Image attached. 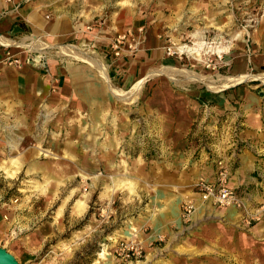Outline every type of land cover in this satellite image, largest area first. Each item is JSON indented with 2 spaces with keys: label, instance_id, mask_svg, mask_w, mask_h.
I'll return each mask as SVG.
<instances>
[{
  "label": "rangeland",
  "instance_id": "rangeland-1",
  "mask_svg": "<svg viewBox=\"0 0 264 264\" xmlns=\"http://www.w3.org/2000/svg\"><path fill=\"white\" fill-rule=\"evenodd\" d=\"M16 2L39 8L47 21L62 16L73 25L80 24L81 30L76 33L75 41H72L74 44L81 42L82 33L94 31L102 34L108 30L111 36L108 38L105 49L107 50L108 46L110 49L115 36L129 32L131 41L136 44V48L131 49L133 53L139 48L140 35L144 37L147 31H154L163 55L174 60V69L187 74H200L214 80L236 75L232 72L235 53L239 47L249 48L251 34L264 17V0H16ZM137 25L141 27L137 28ZM31 34V30L24 33L26 37H32ZM35 35L51 47L45 43L48 34ZM200 39L206 45L214 41L224 44L223 46L230 44V48L221 53H211L205 52L204 46L199 51L200 57L187 52L181 56L166 54L167 47L175 50H179L181 45L192 47L196 46ZM53 46L58 47L62 54L76 58L77 55L83 56L86 59H79L89 64L91 63L88 59L97 58L78 50L73 52L67 45ZM24 47L17 49L24 52L23 54L33 56L38 54V51L33 50L39 49ZM125 47L124 51L127 50ZM26 48L29 50L25 51ZM17 53L18 55L6 52V55L19 58L23 65V60L21 56L19 57L21 52ZM54 54L56 53L52 52V55ZM62 57L66 58L64 55ZM164 67L172 68L163 66L150 74L165 75L154 76L140 88L142 83L140 85L139 83L143 81L141 78L127 93H118L125 98H131L130 102L122 99L124 97L118 100V105L117 100L114 101L115 108L119 110V120L116 118V124H120L118 148L126 160L125 164L120 166L105 164L101 157L95 154L102 151L100 144L85 151L87 154H93L97 161H83L71 165L66 162L59 163L63 151L61 142L68 134L66 129L71 119L68 115H52L47 129L40 128L37 131L40 137H43L39 146L40 157L44 156L42 150L49 152L54 162L48 165L57 169L55 179L52 176L49 178L48 173L43 171L44 168L33 170L32 158L25 155L35 145L30 131L22 135L20 130L13 127L7 133L0 130V216L5 223V228L0 230V247H6L16 253L15 259L18 264H264V229L258 230L261 225L264 227L262 221L264 209L250 207L248 195L240 192L238 188L235 189L242 196L243 205L228 207L236 208L240 214L242 213L241 221L225 222L222 220L223 215L220 216L218 211L228 207L213 205L201 206L189 220H184L181 216V205L187 197L185 196L180 204L181 227L175 228L173 236L155 233L149 235V241L145 242L146 240L142 238L146 235L141 237L140 234L151 231L145 224L133 229L136 230L134 234L145 249L144 258L137 262L120 263L112 255L116 241L131 237L133 234L131 222L140 216L147 203H150L147 188L156 183H158L156 187L160 186V179L150 178L151 174L159 171L161 159L165 156L163 147L157 140L159 136L155 134V129H158L157 121L152 115L160 112L167 115L169 112L172 115V110L180 107L179 103L183 101V97L188 93H194L193 89L214 94L220 91L229 93L227 112H236L234 109L240 107L242 98L239 95L247 91L257 94L260 97V104L264 106V81L259 77L261 72L251 70L250 66L246 73L252 74V77L227 83L221 89L213 88L201 80L187 83L183 79L184 76L181 77L177 73L172 78L163 70ZM166 74L172 80L167 78ZM158 88L163 92L172 93L173 98L168 99L170 108L160 109L159 106L151 104L152 94ZM138 89L139 92L141 90V94L139 96L138 93L139 97L135 100ZM114 97L116 98L115 95L113 99ZM196 102L198 100H194L196 109H201L198 119L200 124L195 122L200 129L199 132L192 125L183 137L184 144L171 147V151L178 149L189 153L191 149L186 144L196 141L201 144L198 149L206 151L210 161L212 160L214 177L219 160L229 166L231 174L233 169L231 160L226 161L227 158L218 156L215 150H218V144H222L228 135L234 142L237 141V146L245 143L239 138L241 125L238 120L242 117H238L227 129L225 120L228 117L227 112L222 110L223 105L219 106L217 102L212 103L209 100L205 106L199 107V102ZM254 104L259 105L256 102ZM40 107L43 110V106ZM207 107L209 110L214 107L215 110L205 114ZM40 117L42 118V115ZM110 118L111 116L108 117ZM61 119L65 120V124H59ZM107 122L102 121L104 125ZM123 122L130 124L125 131L121 129ZM54 123L55 128L52 127ZM54 131L57 133L55 137ZM104 131L100 132L102 135L97 138L96 143L103 138L104 143L111 141L115 132L109 127L104 128ZM93 132L89 126L84 133ZM168 135L179 140L172 131H169ZM87 141L89 140H85ZM83 145L86 146L87 143ZM49 154L45 153L46 156ZM15 158L20 163L17 164ZM197 158L198 156L194 154L193 160ZM62 166L71 168L75 175L65 178L62 185L57 186ZM200 179L209 180L199 178L191 185ZM83 199L86 200V207L84 204L83 208L76 209L77 201H84ZM258 206L264 208V203L261 202ZM73 210L76 214L83 212L81 215H75ZM102 251L108 254L99 258L98 254Z\"/></svg>",
  "mask_w": 264,
  "mask_h": 264
},
{
  "label": "crops",
  "instance_id": "crops-1",
  "mask_svg": "<svg viewBox=\"0 0 264 264\" xmlns=\"http://www.w3.org/2000/svg\"><path fill=\"white\" fill-rule=\"evenodd\" d=\"M59 17L61 18L47 21L41 15L39 8L31 4H21L16 0H0V130L7 133L13 127L20 130L22 135L30 131L35 145L25 155L32 158L33 170L34 168H44L43 171L48 173V177L52 176L54 179L57 169L55 166L48 165L54 162L51 160L50 154L46 156V152L42 150L46 157H40L39 146L43 137H40V133L37 132L40 128L47 129L52 115H68L69 119L71 118L69 127L66 129L68 134L61 142L63 151L62 160H59V163L66 162L71 165L83 161H95L94 155L87 154L85 151L100 144L102 151L95 152V154L101 157L105 164L120 166L125 164L126 160L118 148L120 124H116V118L118 117L119 120V110L115 108L114 101L117 100L118 105V100L124 97L118 93H127L133 84L141 78L143 81L140 88L144 87L146 82L153 79L154 76L165 75V73L150 74L163 66L175 67L174 60L163 55L154 31H147L144 37L140 35L139 42L137 41L139 48L136 52L131 53L126 50L119 57H113L109 46L105 50L108 38L111 36L108 30L102 34L94 31L82 33L80 34L81 42L74 44L72 41H75L76 33L81 30L80 24L73 25L65 17ZM29 30H31V35L36 37L35 34L41 36L43 33L48 34L49 37L44 42L50 44L51 47L44 50H33L38 51L35 56L23 54L24 52L22 53L17 48H25L21 45V41H32L31 37L24 35ZM250 38L249 48L239 47L235 53L232 65L233 74L246 73L249 66L251 70L264 73V17L258 22ZM57 44L67 45L73 52L78 50L88 56H96V59L104 65V70L106 69V78L88 62L72 55L62 54L58 47L53 46ZM28 50L26 48L25 51ZM17 51L21 52L19 57L21 56L23 60L21 68L5 64L3 59L6 52L18 55ZM52 52L56 54L52 55ZM63 55L66 58L62 57ZM166 75L171 79L168 74ZM183 79L187 83L198 82L189 81L184 77ZM111 86L119 91L116 92ZM139 89L136 91L135 100L141 94ZM192 92L194 93L185 95L183 101L180 100V107L174 108L172 115L169 112L168 115L161 112L160 114H151L157 121L158 129H155V134L159 136L157 140L163 147V150L162 148L160 150L165 156L161 159L159 171L150 176V178L160 179V186L156 187L158 185L156 183L147 188L150 203H147L143 209L144 212L134 219V223L131 222L132 230L145 224L151 229L149 233L140 234L141 237L146 235L142 238L144 241L146 240L145 242L149 241V235L155 233H162L167 237L173 236L175 228L181 227L180 204L185 196L195 201V212L201 206L209 205L199 199L191 185L199 178L214 179V165L212 160L210 161L208 153L198 149L201 144L196 141L190 142L189 145L186 144L191 149L189 153L178 149L171 151V147L184 144L183 137L192 125L195 126L196 131L200 130L195 122L200 124L198 119L201 109H196L194 100H198L199 107L205 106L209 100L212 103L217 102L216 104L219 106L223 105L224 112L229 106L227 99L229 93L225 94L224 91H220L214 94L208 91L199 92L196 89H193ZM114 95L115 99H113ZM239 96H242L240 107L234 109L236 112L226 111L228 119L225 120V126L229 129L238 117H242L238 120L241 125L239 138L245 143L237 146V141L234 142L228 135L225 136L226 140L223 139L222 144H218V150L215 152L220 157H226V161L231 160L230 163L233 164L228 181L229 186L238 188L240 192L248 195L247 201L250 207L262 210L263 206L260 208L258 205L261 202L264 203V106L260 104V97L251 91L243 92ZM171 98H173L171 92H163L161 88H158L153 92L150 102L159 106L160 109H168V107L170 108L168 99ZM122 99L131 101V98L124 97ZM203 99L207 101H203ZM255 102L259 105L256 106ZM41 105L43 110L40 109ZM209 109V107L206 108L205 114L215 110L214 107ZM109 116H111L110 119H108ZM102 121L108 122L104 125ZM59 124H65V120L61 119ZM54 125L55 123L53 128H55ZM88 125L94 132L85 134V130L89 128ZM129 125V123L123 122L122 131H125ZM106 127L115 132L111 141L104 143L103 138L99 143H96L97 138L102 135L100 132H105L104 128ZM169 131H172V134L176 135L179 140L169 137ZM53 136H57V133L55 132ZM85 140L89 141L85 142ZM45 141L50 142L49 140ZM86 143V146L83 145ZM194 154L198 156L196 160H193ZM14 161L17 164L20 163L17 158ZM62 167L58 174L60 181L57 186L62 185L65 178L75 175V171L71 168ZM83 200L86 207V200ZM82 212L76 214L73 210L75 215H81ZM218 213L220 216L223 215L222 220L224 219L225 222L241 221L242 213L240 214L236 208H223ZM262 221L264 222V215ZM262 221L260 222L263 224ZM4 228L5 223L0 216V230ZM258 228L259 231L264 229L263 225ZM6 249L16 257V253Z\"/></svg>",
  "mask_w": 264,
  "mask_h": 264
},
{
  "label": "built area",
  "instance_id": "built-area-1",
  "mask_svg": "<svg viewBox=\"0 0 264 264\" xmlns=\"http://www.w3.org/2000/svg\"><path fill=\"white\" fill-rule=\"evenodd\" d=\"M124 47L127 48L129 52H131V49L134 50L136 48V44L131 41V33L129 32L118 34L113 38L110 44L112 55L119 57L124 52ZM166 54H178L181 56L184 52L180 49L175 50L171 47H167ZM4 63L16 67L21 66L19 58L13 57L10 54L6 55ZM229 170V166L219 160L213 180L200 179L193 184V188L202 202L218 207H240L243 205L242 196H240L239 192L234 187H230L228 184ZM195 210L196 203L193 199L186 198L182 202L181 216L184 220H189ZM136 237L137 235L133 232L131 237L120 238L116 241L112 255L117 261L120 263H132L144 258L145 249Z\"/></svg>",
  "mask_w": 264,
  "mask_h": 264
},
{
  "label": "bare ground",
  "instance_id": "bare-ground-1",
  "mask_svg": "<svg viewBox=\"0 0 264 264\" xmlns=\"http://www.w3.org/2000/svg\"><path fill=\"white\" fill-rule=\"evenodd\" d=\"M237 36H239V35H237ZM31 38H32V41L30 43L29 42L26 43L25 41H21V45H24L28 48L30 47V49H39V50H44L46 47H48L46 44H44L42 41H40V39L38 37L32 36ZM196 44H197L196 46H192V47H190L188 45H181V46H179V49L182 52H187L188 54H192L194 56L200 57L201 54L199 51L204 46H205V52H211V53H221V52L227 50L228 48H230V44L227 46H223L224 44L222 45V43H219V42L216 43L214 41L211 43H207V45H206V43L201 40L200 42H197ZM77 58L86 59L80 55H77ZM88 61H90V63L96 69H98V71L101 73V75L104 78H106V72H105L106 69L104 70V67H103L104 65H102L97 59H92V60L88 59ZM163 70H165L166 73H169L170 77H172V78H173L174 74L177 73V74H180L181 77L184 76V78H186L189 81L201 80V81H204L207 84H209L211 87L218 88V89L223 88L227 83L238 82V81L249 79L250 77H252V74H249V73H239V74H236L234 76H226V77H222V78H218L217 80H214V79H211L210 77H205V76L200 75V74H195V75L187 74L185 72L174 69L173 67L172 68L164 67ZM96 72H97V70H96ZM259 77L264 81V73H260ZM177 81H178V79H177ZM141 83L142 82H140L139 85ZM139 85H138V87H139ZM111 88L115 91L118 90L117 88L115 89V87H113V86H111ZM45 152H46V154H49V152H47V151H45ZM77 202L78 203L76 204L75 208L76 209L83 208V205L85 204V202L80 201V200H78ZM135 231L136 230H133V232H135ZM107 254H108L107 252L102 251L101 253L98 254V257L102 258Z\"/></svg>",
  "mask_w": 264,
  "mask_h": 264
},
{
  "label": "water",
  "instance_id": "water-1",
  "mask_svg": "<svg viewBox=\"0 0 264 264\" xmlns=\"http://www.w3.org/2000/svg\"><path fill=\"white\" fill-rule=\"evenodd\" d=\"M0 264H18V262L10 252L0 247Z\"/></svg>",
  "mask_w": 264,
  "mask_h": 264
}]
</instances>
